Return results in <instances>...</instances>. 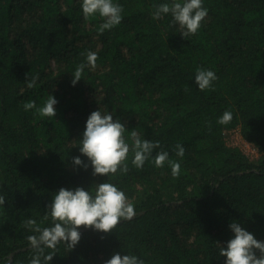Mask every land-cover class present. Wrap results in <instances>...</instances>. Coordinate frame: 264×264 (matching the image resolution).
<instances>
[{
	"label": "trees",
	"instance_id": "1",
	"mask_svg": "<svg viewBox=\"0 0 264 264\" xmlns=\"http://www.w3.org/2000/svg\"><path fill=\"white\" fill-rule=\"evenodd\" d=\"M118 2L121 22L98 33L102 18L85 19L80 0H0V264H29L27 237L36 233L27 221L51 226L45 206L60 187L105 181L125 192L135 215L108 233L80 226L79 242L58 245L50 264H103L119 251L145 264H223L217 242L232 236V220L264 240V0H204L207 15L187 38L170 15L152 18L160 0ZM89 52L95 66L72 85ZM197 67L216 73L214 87L197 88ZM50 94L54 117L23 108ZM98 107L125 125L127 172L94 176L72 165L73 156L86 160L79 139ZM226 110L232 119L221 124ZM233 129L257 159L227 142ZM131 130L159 141L153 156L166 150L180 160V175L151 158L136 168Z\"/></svg>",
	"mask_w": 264,
	"mask_h": 264
},
{
	"label": "clouds",
	"instance_id": "2",
	"mask_svg": "<svg viewBox=\"0 0 264 264\" xmlns=\"http://www.w3.org/2000/svg\"><path fill=\"white\" fill-rule=\"evenodd\" d=\"M82 16L85 19L100 17L102 23L97 28L98 33H103L118 25L123 16V6L118 0H80ZM208 9L204 6V0H160L153 5L151 16L159 20L164 16L171 17L169 23L176 25L183 38L195 34L201 27V21L206 17ZM97 54L89 52L86 62L78 64L71 74V84L75 85L81 79L86 67H94ZM217 79L216 73L210 68L197 67L193 81L197 88L206 90L214 87ZM37 77L33 76L27 81L29 88L36 84ZM57 104L56 98L50 94L42 105L36 107L35 101H26L23 104L25 110L35 108L43 117H54ZM231 111H224L218 122L226 124L232 119ZM125 125L119 118L114 119V113L102 111L99 107L92 111L86 118L84 128L79 139L80 155L72 157L73 167H91L92 175L106 176L109 173L127 172L126 160L129 152V144L125 142ZM134 155L132 164L136 168H142L146 160L156 167L167 164L170 167L172 177H177L181 172L180 160H173L169 152L160 150L153 156V150L159 145V141L142 138L135 130L130 131ZM184 146L177 143L175 153L177 157L184 156ZM4 203L0 196V204ZM53 223L51 226L41 228L35 220L29 219L36 234L27 237L32 249V257L29 264H50L57 246L63 244L71 250L80 240V226L91 227L97 232L108 233L121 221L130 219L135 215L132 202L126 197L125 192L110 182L95 183V188L90 189L81 186L75 188L60 187L55 191L51 202L45 206ZM232 236L218 244V256L224 258L223 264H264V240L255 238L254 234L244 228L241 223L232 220L228 224ZM103 264H145L140 256L133 252H113Z\"/></svg>",
	"mask_w": 264,
	"mask_h": 264
},
{
	"label": "rangeland",
	"instance_id": "3",
	"mask_svg": "<svg viewBox=\"0 0 264 264\" xmlns=\"http://www.w3.org/2000/svg\"><path fill=\"white\" fill-rule=\"evenodd\" d=\"M225 138L230 145H239V148L249 157V159L255 160L259 157L258 150L252 144L243 141L237 129H233L226 133Z\"/></svg>",
	"mask_w": 264,
	"mask_h": 264
},
{
	"label": "water",
	"instance_id": "4",
	"mask_svg": "<svg viewBox=\"0 0 264 264\" xmlns=\"http://www.w3.org/2000/svg\"><path fill=\"white\" fill-rule=\"evenodd\" d=\"M27 247H30V245H28ZM13 255H14V252L10 253V255L8 256V261L12 260Z\"/></svg>",
	"mask_w": 264,
	"mask_h": 264
}]
</instances>
